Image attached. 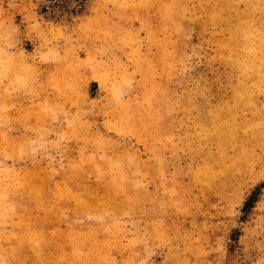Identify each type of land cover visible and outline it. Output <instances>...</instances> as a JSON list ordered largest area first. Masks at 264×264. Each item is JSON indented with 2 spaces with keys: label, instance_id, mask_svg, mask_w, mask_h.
Wrapping results in <instances>:
<instances>
[{
  "label": "rangeland",
  "instance_id": "374dc122",
  "mask_svg": "<svg viewBox=\"0 0 264 264\" xmlns=\"http://www.w3.org/2000/svg\"><path fill=\"white\" fill-rule=\"evenodd\" d=\"M0 264H264V0H0Z\"/></svg>",
  "mask_w": 264,
  "mask_h": 264
},
{
  "label": "trees",
  "instance_id": "16d2710c",
  "mask_svg": "<svg viewBox=\"0 0 264 264\" xmlns=\"http://www.w3.org/2000/svg\"><path fill=\"white\" fill-rule=\"evenodd\" d=\"M250 201H251V196H249V197L245 200V202L243 203L242 208H243V209L246 208V207L248 206V204L250 203Z\"/></svg>",
  "mask_w": 264,
  "mask_h": 264
},
{
  "label": "built area",
  "instance_id": "2783aa9c",
  "mask_svg": "<svg viewBox=\"0 0 264 264\" xmlns=\"http://www.w3.org/2000/svg\"><path fill=\"white\" fill-rule=\"evenodd\" d=\"M52 1H55V0H52ZM44 8H45V9H48V6H47V4H46V5H44Z\"/></svg>",
  "mask_w": 264,
  "mask_h": 264
}]
</instances>
